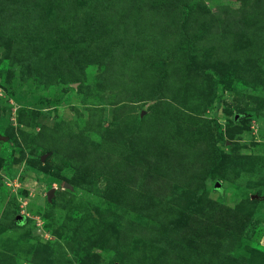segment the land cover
Returning a JSON list of instances; mask_svg holds the SVG:
<instances>
[{
	"label": "rangeland",
	"instance_id": "obj_1",
	"mask_svg": "<svg viewBox=\"0 0 264 264\" xmlns=\"http://www.w3.org/2000/svg\"><path fill=\"white\" fill-rule=\"evenodd\" d=\"M0 264H264V0H0Z\"/></svg>",
	"mask_w": 264,
	"mask_h": 264
},
{
	"label": "water",
	"instance_id": "obj_2",
	"mask_svg": "<svg viewBox=\"0 0 264 264\" xmlns=\"http://www.w3.org/2000/svg\"><path fill=\"white\" fill-rule=\"evenodd\" d=\"M219 187H220V185H219L218 183H216V184H215V188H219ZM52 190H53V189L49 190V192L47 193L48 198L51 196V194H52ZM17 219L19 220L20 217H18Z\"/></svg>",
	"mask_w": 264,
	"mask_h": 264
}]
</instances>
